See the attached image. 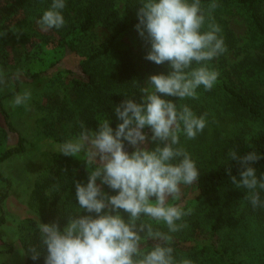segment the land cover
I'll use <instances>...</instances> for the list:
<instances>
[{
  "label": "clouds",
  "instance_id": "1",
  "mask_svg": "<svg viewBox=\"0 0 264 264\" xmlns=\"http://www.w3.org/2000/svg\"><path fill=\"white\" fill-rule=\"evenodd\" d=\"M139 3L135 28L150 45L144 58L170 70L150 75L143 87L136 82L138 101L135 94H125L114 105L115 128L109 117L98 119L96 129L80 121L79 131L59 145L60 154L85 162L87 182L75 181L74 211L38 223L36 242L23 254L33 261L43 255L44 264H194L177 258L173 247L174 234L187 227L184 218L194 211L177 202L183 189L200 178L180 138L194 140L202 134L208 114L197 115L177 102L199 99L198 89L211 91L219 78L210 66L228 51L213 15L219 5L215 0L206 7L202 0ZM65 8L66 0H51L36 20L40 30L62 29ZM8 84L0 69V89ZM31 97L24 90L10 104L30 110ZM228 157L238 165V175L225 169L231 184L247 191L245 200L254 209L264 208V175L258 176L254 166L261 155L232 149Z\"/></svg>",
  "mask_w": 264,
  "mask_h": 264
},
{
  "label": "rangeland",
  "instance_id": "2",
  "mask_svg": "<svg viewBox=\"0 0 264 264\" xmlns=\"http://www.w3.org/2000/svg\"><path fill=\"white\" fill-rule=\"evenodd\" d=\"M117 2L121 11L123 2ZM21 3V0H0V69L9 78L0 95L6 96L5 108L17 128V131L8 128L0 110V152L14 146L20 134L27 139L26 151L1 163V170L10 183L0 179V193L8 191L4 201L5 222L0 224V263L10 264H25L27 260V255H23L26 250L22 237L30 219L38 223L53 222L71 206L69 181L73 182L74 189L75 181L87 182L82 160L60 154L58 149L63 142L52 138L73 136L79 131V92L74 84L77 73L64 71L41 79L30 76L49 68H52L50 72L54 71L52 63L58 60L62 66L79 70L76 57L64 54L55 29L43 32L37 19L25 18ZM208 4L202 3L205 7ZM218 5L213 15L222 28L228 51L211 61L210 66L219 71V78L245 94L250 105H243L227 94L218 80L211 91L200 88L199 99L183 101L197 115L208 114V126L202 134L194 140H186L183 135L180 138L198 169L216 168L229 158L228 152L240 139L264 130V40L253 36L246 6L238 2ZM258 9L264 17V0H260ZM94 31L98 42L110 33L101 26ZM138 35V31L125 35L114 53L115 62L126 61L130 66L124 85L127 89L133 86L137 96L140 93L136 82L143 87L149 77L139 54ZM136 69L138 72H133ZM24 90L32 93L30 110L23 106L13 108L10 102L14 95ZM200 109L203 113H199ZM246 194L245 189L228 188L196 198L193 187H185L177 203L194 211L184 218L187 227L174 234V240L212 237L218 247L226 248L244 264H261L264 208L257 209L258 214L249 220L246 209L250 203L245 200ZM60 223L63 227L66 221L61 218Z\"/></svg>",
  "mask_w": 264,
  "mask_h": 264
},
{
  "label": "trees",
  "instance_id": "3",
  "mask_svg": "<svg viewBox=\"0 0 264 264\" xmlns=\"http://www.w3.org/2000/svg\"><path fill=\"white\" fill-rule=\"evenodd\" d=\"M21 8L25 18L30 20L38 19L44 10H46L51 0H21ZM122 10H119L117 0H66V8L63 10L65 26L62 29L56 30L58 34V41L64 50V54L70 53L76 57V64L79 70L74 67H65L60 65V61L52 63L54 71H49L52 68L34 72L30 76L36 78H46L61 74L64 71L76 72L78 79L75 80V88L79 92V120L84 121L85 124L91 128L98 127V119L109 117L111 126L116 127L118 123L113 107L119 104L126 95L135 94V99L139 100L135 88L124 85L128 78L130 66L126 61L118 63L114 61L115 51L117 45L122 38L132 32L137 31L135 25L138 23L136 12L141 6L139 0H122ZM213 0H202V3H211ZM216 3H230L238 2L247 7L250 12L251 24L253 26V36H257L264 40V17L259 12L260 0H215ZM97 26L104 27L110 30L108 37L101 42L97 41L95 35V28ZM1 34V28H0ZM139 36V35H138ZM148 45L140 36L138 37V48L141 58L145 61L147 72L150 75L159 74L163 72L167 74L170 70L165 65H156L153 62L146 60L144 57L149 50ZM133 72L137 73L138 69ZM227 94L237 99L243 105H250L245 94L230 85L226 80L218 78ZM126 88H125V87ZM199 90V89H198ZM5 95H0V110L6 120L8 128L12 131H17L11 116L4 105ZM166 99L176 100L174 97H165ZM184 101V100H183ZM183 101H178L183 104ZM254 110H257L255 107ZM199 113H203L200 109ZM145 131H148L147 129ZM72 135H58L52 137L54 141L64 142ZM27 139L20 134L17 143L14 146L6 148L0 152V179H9L3 174L1 170V163L9 158L26 151ZM240 155L246 154L249 151H256L261 155V159L255 163L257 175H264V130L258 133L249 135L246 138L240 139L234 148ZM131 151V149H128ZM231 167L232 174L238 175V165L235 161L228 158L216 168L199 169L200 178L197 183L193 184V195L196 198H204L215 191L235 188L230 182L225 169ZM81 168L87 177L86 164L81 162ZM71 184V191L69 194L71 206L66 212H72L76 209L78 202L75 199V189L73 182ZM236 189V188H235ZM67 190V188H66ZM105 191L107 190L105 187ZM42 193V191H39ZM115 194V193H111ZM8 196V191L0 193V224L5 222L4 216V201ZM259 209L253 208L251 204L246 209L249 220L254 218ZM38 222L35 219H30L28 230L22 237V242L25 250L36 242ZM173 247L175 248V255L177 258L181 256L190 258L194 264H244L241 259H237L231 255L226 248L218 247L210 238H194L185 237L174 240ZM264 264V254L261 259ZM0 264H10L8 262H1ZM25 264H44L43 255L40 259L33 261L27 255Z\"/></svg>",
  "mask_w": 264,
  "mask_h": 264
}]
</instances>
